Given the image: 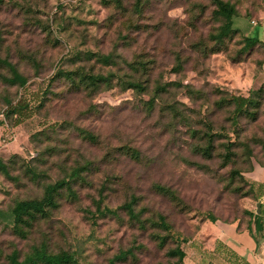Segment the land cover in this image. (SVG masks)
Instances as JSON below:
<instances>
[{
    "label": "rangeland",
    "instance_id": "rangeland-1",
    "mask_svg": "<svg viewBox=\"0 0 264 264\" xmlns=\"http://www.w3.org/2000/svg\"><path fill=\"white\" fill-rule=\"evenodd\" d=\"M223 1L237 9L224 41L212 36L223 23L213 18L214 0H151L141 17L134 8L122 17L102 0L0 4V57L27 79L24 87L10 84L13 75L0 63V162L9 171L0 172V264H14V254L23 262L36 248L69 253L73 264H175L178 258L169 253L209 235L211 219L247 225L251 173L264 164V0ZM212 47L220 52L197 50ZM86 51L113 60L71 62L74 52ZM137 57L147 62L146 75L132 69ZM58 64L116 72L115 87L92 96L69 92L64 82L51 85ZM128 76L148 81L149 92L124 91L120 84ZM156 84L169 87L150 111L141 100L150 101ZM231 94L252 100L235 124L224 105ZM19 100L33 115L16 125L8 113ZM171 106L186 117L173 120ZM206 116L227 134L216 140L211 159L194 152L204 144L203 125L195 139L184 123L195 126ZM87 132L97 144L84 139ZM229 142L238 146V158L225 167ZM124 146L140 153L141 162L121 156L117 150ZM75 164L92 165L73 186L76 197L62 192L58 209L18 235L16 203L40 200L46 185L65 178ZM155 185L170 188L174 197ZM135 200L140 222L125 209ZM160 216L170 228L159 225Z\"/></svg>",
    "mask_w": 264,
    "mask_h": 264
},
{
    "label": "trees",
    "instance_id": "trees-1",
    "mask_svg": "<svg viewBox=\"0 0 264 264\" xmlns=\"http://www.w3.org/2000/svg\"><path fill=\"white\" fill-rule=\"evenodd\" d=\"M103 4L106 7H112L115 10L119 11L122 17H126L129 9L134 8L135 15L141 17L144 14L145 8L148 7L151 3V0H102ZM132 2L129 6L128 3ZM215 4V10L213 11V18L218 21H223L222 26L220 27V31L217 34L216 38L213 36V40L215 39L219 41H224L232 32V25H233V18L237 16V9L236 6L233 5L230 2H225L223 0H214ZM4 0H0V4H3ZM126 24L125 21L122 22V26L124 27ZM139 31H145L146 27L144 26H135ZM125 40H128V36H123ZM253 44H257L259 42L258 35L254 38H250ZM199 52L204 53L205 55H214L217 52H220L219 50H216L214 47L210 48L208 50L207 48H201L197 49ZM71 62H73L74 65H77L78 63L83 62H91L93 58H98V61H100L103 64L110 65L111 61L113 60V55H102L97 54L91 51H86L84 53L82 52H74L72 55ZM179 62L180 57H179ZM0 63L2 65H5L8 67L13 75L12 78L8 80L10 84L13 85H19L20 87H24L27 84V79L22 76L18 70L10 64L8 61L3 60L0 57ZM147 62H143L141 57H137L134 62H132V69L135 73L140 74L141 72L143 74H147V69H149L146 64ZM42 67L37 68V70L41 69ZM43 68L41 69V71ZM183 70V66L178 65V68H176L177 73H181ZM116 76V72L110 71L108 74H105L103 72H96L94 69L87 70L86 66H78L77 68L73 69H65L63 65L58 64L55 68V72L53 76H51L50 84L56 83L58 81L64 82L67 84V87L69 89V92L72 93H87L88 95H96L98 93H102L105 91L112 90L115 85L113 84L114 77ZM148 81H142L140 79H136L132 76H128L126 80H124L120 86L124 91L126 90H133L138 95H144L145 93L149 92V83ZM171 85H177L182 86L181 83H174L169 84ZM165 85L156 84L153 88L154 95L150 99L148 103H145L142 101L144 106L148 107L150 111H152L155 108L156 101L160 98L162 93H166L167 87ZM226 104L228 106L229 112L232 114L233 124L236 123V120L240 117V115H243L244 113L249 111L250 106L252 105L251 98H247L244 96H236V95H228V97L224 98ZM37 102L42 103L41 98L37 96ZM170 113L172 114L173 120L178 119L179 117H186L185 113L182 114L178 113V108L175 106L170 107ZM9 115H12L13 117H16V125L22 124L25 120H28L33 115V108H30V104L28 102H25V100H19V102L16 105L10 104L9 106ZM189 118V117H188ZM185 119V118H184ZM184 123L186 126L188 125L189 130L192 131L193 135L192 137L196 139V135H198L199 125H203L204 131L201 132L202 136L200 137L204 144L198 145L194 148V152L196 155H202L203 157L207 159H211L213 157V152L215 148V142L218 138H220L222 135L225 134L226 131H220L215 129L213 126V123L208 120L207 116L206 118H201L197 122V125H192L188 122L186 123V119L184 120ZM236 135L235 132H231ZM192 138V139H193ZM84 139L92 144L98 143V138L94 136L93 134L87 132L84 135ZM238 146L235 142H229L226 148L227 154L225 157L226 164L230 162L233 163V161L238 158L237 153ZM120 152V155H126L129 159L134 160L136 162L140 161V153H138L135 150H132L129 147H121L117 150ZM264 166V164H259ZM91 164H75L69 169L65 170L66 177L62 178L58 181H56L53 184H47L44 190L43 197L40 200H27V201H20L17 202L15 207L12 209V220L15 223V231L18 235L21 237H24V229L29 228L32 226L33 222H36L40 219H46L48 218L49 214L53 211L58 209L59 202L58 198L61 196V193L66 191L68 192L69 196L75 198L76 194L73 190V186L78 183L79 180L82 179V176L85 172L92 170ZM0 172L4 173L5 175L9 174L8 168L0 162ZM239 174V172H238ZM107 187V186H106ZM155 189L165 195V196H173L174 192L170 188H165L161 185H155ZM251 189V198H253V188L250 184ZM137 201L129 202L126 204L125 209L129 212L131 217L135 219L136 221L142 220V214L141 212L136 213V206ZM249 222L245 226L244 224H240V222L236 223L238 224V229H242L243 227L249 230L251 233L253 231V226H255L256 229L259 228V224L257 223V215L249 210ZM159 225L164 227L165 229L170 228L169 225L166 223V218L163 216H160L158 219ZM212 223H216V219H211ZM234 224V223H231ZM190 241L187 242V244ZM180 247L176 250H173L169 253V256L172 258H178L177 262L175 264H184L186 259V253L185 251ZM13 263L14 264H73L74 260L72 255L66 252H62L59 254H52L47 252L45 249H39L36 248L34 250V253L27 257L25 261L19 262L18 261V255L14 254L12 256ZM114 264V263H112Z\"/></svg>",
    "mask_w": 264,
    "mask_h": 264
},
{
    "label": "crops",
    "instance_id": "crops-1",
    "mask_svg": "<svg viewBox=\"0 0 264 264\" xmlns=\"http://www.w3.org/2000/svg\"><path fill=\"white\" fill-rule=\"evenodd\" d=\"M251 200L259 228L252 233L238 224L215 223L209 235L190 241L184 264H264V166L256 165L251 173ZM261 205L260 214L257 207Z\"/></svg>",
    "mask_w": 264,
    "mask_h": 264
},
{
    "label": "water",
    "instance_id": "water-1",
    "mask_svg": "<svg viewBox=\"0 0 264 264\" xmlns=\"http://www.w3.org/2000/svg\"><path fill=\"white\" fill-rule=\"evenodd\" d=\"M260 211H261V205H258V207H257V214H260Z\"/></svg>",
    "mask_w": 264,
    "mask_h": 264
},
{
    "label": "built area",
    "instance_id": "built-area-1",
    "mask_svg": "<svg viewBox=\"0 0 264 264\" xmlns=\"http://www.w3.org/2000/svg\"><path fill=\"white\" fill-rule=\"evenodd\" d=\"M256 24V23H255Z\"/></svg>",
    "mask_w": 264,
    "mask_h": 264
}]
</instances>
